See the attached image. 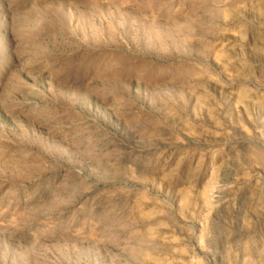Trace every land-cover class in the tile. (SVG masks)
I'll list each match as a JSON object with an SVG mask.
<instances>
[{"label":"rangeland","instance_id":"rangeland-1","mask_svg":"<svg viewBox=\"0 0 264 264\" xmlns=\"http://www.w3.org/2000/svg\"><path fill=\"white\" fill-rule=\"evenodd\" d=\"M0 264H264V0H0Z\"/></svg>","mask_w":264,"mask_h":264}]
</instances>
